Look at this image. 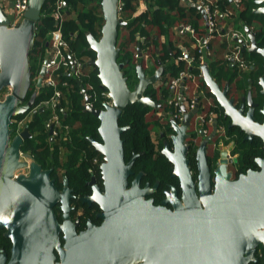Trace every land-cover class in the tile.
I'll use <instances>...</instances> for the list:
<instances>
[{
    "label": "water",
    "instance_id": "1",
    "mask_svg": "<svg viewBox=\"0 0 264 264\" xmlns=\"http://www.w3.org/2000/svg\"><path fill=\"white\" fill-rule=\"evenodd\" d=\"M45 1L29 0L28 9L16 25H12L11 17L0 5V92L9 89L0 100V228L13 243L9 264H247L250 260L256 261L255 248L264 243V159L258 160L261 170H248L232 180L226 153H223L222 164L215 170L212 191L210 166L202 147L198 156L197 188L184 144L194 111L186 113L181 126L173 120L177 132L173 136L175 148L164 150L174 164L172 175L180 180L181 199L177 197L175 185L166 191L162 204L147 199L159 183L141 187L142 172L129 186L128 179L134 173L138 154L125 161L122 134L128 126L120 125L119 118L124 109L135 102L160 107L146 90L162 80L165 65L159 59L158 68L148 75L145 67L138 63L135 69L138 80L129 87L124 63L118 61L119 28L128 24L119 12L121 0H101L105 21L101 35L99 38L87 35L89 50L95 51V58L87 60L84 67L97 66L102 86L108 90L112 102L104 103L103 108L91 106L90 96L79 81L85 93V110L100 120L101 141L88 139L104 156L100 167L105 192L94 185L92 195L84 197L86 201L100 204L104 222L99 226L90 222L86 230L77 233L69 215L72 190L68 179L64 178L61 191L51 177L53 168L42 167L32 153L22 151L25 139L32 136L28 125L21 132L11 126L15 117L32 110L38 96L37 90L33 91L27 100L33 84L30 54L35 49L37 24ZM255 2L259 6L254 13L264 15V0ZM191 6L205 14L202 6L196 3ZM146 10L138 9L134 16ZM244 31L249 44L239 38L241 52L259 53L264 58V47L258 45L254 32L248 26ZM137 50L142 56L139 44ZM46 62L45 59L41 66L37 88L44 85ZM202 72L209 90L230 117L231 125L241 127L247 138L259 135L264 140V121L254 120L257 104L253 102L252 91L248 94L250 108L243 115L245 98L238 109L234 98L228 97V83L221 88L208 63L202 66ZM261 83L264 88V80ZM49 130L53 139V126ZM26 167L29 168L27 174L16 173ZM94 180L92 178L91 182L95 183ZM170 202L172 208L167 207ZM59 203H62L63 223L54 210ZM5 259L2 255L0 264H4Z\"/></svg>",
    "mask_w": 264,
    "mask_h": 264
},
{
    "label": "trees",
    "instance_id": "2",
    "mask_svg": "<svg viewBox=\"0 0 264 264\" xmlns=\"http://www.w3.org/2000/svg\"><path fill=\"white\" fill-rule=\"evenodd\" d=\"M137 1L121 0V16L128 21V24L119 28L118 35V46L120 47L118 61L124 63L123 70L128 77L130 88L138 80L135 71L136 65L141 63L145 67L144 57L139 56V51L137 50L138 44L141 47V52H143L146 46H150L153 43L155 48L152 50V54H156V48L159 47L157 38L161 34L168 35L176 22L187 15L184 7H180L178 0H148L150 8L135 17ZM54 2L55 0H46L44 3L42 16L37 24L35 49L30 54L33 84L27 93V100L31 97L32 92L37 90L38 96L35 106L42 105L44 101L54 95L52 87L47 85H43L41 88L36 87L39 72L49 47L47 44L50 41L51 32L56 28L53 16ZM65 3L68 4L69 14L64 21L63 32L65 38L70 41L72 52L85 62L86 59L83 57L85 55L90 59H94L95 51L89 50L87 35L92 34L96 38L101 35V29L105 23L101 0H65ZM81 3H85L88 7L80 8L79 4ZM156 6H159V8H156ZM258 6L259 4L255 0H243L242 9L238 13V20L242 22L243 28L245 26L250 27L256 35L258 45L264 47V15L257 12L254 13L255 7ZM193 9L191 8V11ZM174 10H176V13H174ZM254 24L256 25L253 26ZM155 28L156 30L153 33L152 30ZM137 34H139L138 38ZM170 46L172 45L170 44ZM169 54L170 48L168 46H164L158 54L163 65H165L161 80L162 84L177 76L179 71L184 68L183 64L177 65L173 61L167 62L166 57ZM137 56L138 60L136 61ZM245 56L254 60L257 59V56L264 59L258 53L245 54ZM154 63L157 65L156 61ZM155 68L154 65H150L149 68H145V71L148 75L153 74ZM222 68L219 69L218 63L214 62L210 71L218 80L223 78L233 80L234 74L233 71H230V67L226 66L223 70ZM79 81L85 86L86 93L90 95L93 106L95 108L104 107L103 104L108 101L105 95L108 90L102 86L97 66L83 67V75L79 78L68 72L61 71L59 74V88L61 89L62 97L58 111L61 114L63 123L68 124L72 128L71 138L67 140L63 136H59L53 140L51 139L49 131L46 129V123L50 119L52 112L49 108L44 107L42 111L40 109L35 111L29 122H27L32 136L25 139L21 148L23 152L32 153L35 161L42 167L53 168V177L55 172L57 174V171L63 168L69 181L80 188L91 175H100L101 165L99 162L103 160V156L101 152L96 151L88 139L89 137L96 140L100 139L98 128L100 120L97 116L95 117L91 112L85 110V93L81 91ZM149 93H152L153 97L159 100L153 84L149 85L146 90V94ZM164 94L166 95V91H164ZM152 110L153 107L144 106L136 102L124 109L119 118L120 125L128 126V129L122 134L123 146H125L126 159L131 156L133 150L140 153L134 162L135 173L138 171H143L146 174L151 173L152 176L150 175L147 178L151 184L157 179L166 183L170 182L173 166L168 163L164 155L157 149L158 145L153 139L154 132H158L159 135V127L155 122L157 116L151 114ZM31 113L30 110L18 115L14 118L11 126L16 128V120H20ZM63 149L64 160L61 159ZM86 191L85 188L80 189L79 193ZM4 232L5 230L0 228V237L8 245L12 244L10 238L3 237Z\"/></svg>",
    "mask_w": 264,
    "mask_h": 264
},
{
    "label": "flooded vegetation",
    "instance_id": "3",
    "mask_svg": "<svg viewBox=\"0 0 264 264\" xmlns=\"http://www.w3.org/2000/svg\"><path fill=\"white\" fill-rule=\"evenodd\" d=\"M234 41L235 44L239 42L237 40ZM241 46L240 53L245 59H247L246 66L240 67L234 63H228L227 66L230 67V71H233L234 74L233 80H228V78H223L220 80L215 78V80L221 88H223L224 85L228 83V97L234 98V104L238 109L242 102V98H245V110L243 115H246L250 108L248 94L249 91H252L253 102L257 104L254 109V120L255 122L263 123L264 113H261V110H264V88L261 82L264 80V62L261 64L257 59L254 60L246 57L245 54L248 55L253 52L245 51L242 53ZM193 53L194 51L192 49V54ZM86 57L87 60L90 59L88 56ZM218 67L219 69L223 67L222 70L225 69V62H218ZM167 82L162 84L160 81L156 84H153L154 89L158 93L159 100H156L154 97L153 98L158 103H160V107L153 108L151 114L157 116L155 122L159 127V135L155 143L160 147L159 151L162 155H164L168 163H171L173 166L170 182L165 183L157 179L151 184V182L147 180L151 173L146 174L143 171H138L135 173L134 163V173L128 179V182L130 183L129 186L132 185L135 176L142 172L140 178L141 187H145L147 183H149L151 187L156 183H159L157 189L153 191L151 195L147 196V199H154V203L157 205L162 204L166 197V191H170L171 185L176 186L178 190L177 197L181 199L182 189L180 180L172 175L174 164L168 160L164 150L166 147H169L171 151H173L175 148V144H173V136L177 132L173 126V120L178 126H181L183 120L186 117V113L193 111L194 113L190 119V123L187 125L188 127L186 129L184 144L187 146L186 157L189 160L197 188L199 183L198 156L202 147L205 148L206 159L210 166L212 191H214L216 182L215 170L222 164L221 160L223 159V153H226L227 169L229 172H231L232 180H237L242 173H247L248 170L259 171L262 169V166L258 160L264 159V140L259 135H254L251 138H247L246 132L241 127L231 125L230 117L226 116L224 107L220 106L214 94L209 90L205 80L199 83V86H196L191 81H189L186 83L185 89L182 87L178 89H169ZM164 91H166V95L164 94ZM54 138L55 137H53V139ZM97 140L101 141V138ZM135 153L138 154L136 157L137 159L140 153L133 150L131 156L128 159H126L125 155V161H130ZM102 162L103 160H101L99 164L101 165ZM52 175L53 174H51V177L55 180L56 185L62 191L65 185L64 178L68 179L63 168L59 169L57 174L55 172L54 177ZM92 178L95 179V183L91 182ZM68 183L72 190V196L70 197L71 209L69 211V215L70 219H72V221L76 224L77 233L86 230L90 222L96 226L101 225L104 222V218L100 216V213L103 212L100 204L95 201L90 202L84 200V197L92 195L94 185H99L102 192H105L101 172L99 176H96L95 174L91 175L90 178L86 180L82 186H80V188L73 185L69 179ZM84 188L87 191L79 193V190ZM61 205L62 203L57 204L54 207V210L57 218L61 223H63L64 219L62 218L63 211L61 209ZM167 207L172 208V203H168ZM62 236L63 234H61V237ZM3 237L7 238L5 234ZM64 243L65 240L62 237V244ZM12 244L8 245L7 242L2 237H0V260L2 255L5 256L6 259L4 260V264H9L11 260ZM243 254L246 255L247 252H244ZM254 257L256 258V261L250 260L247 264H264L263 242L256 246Z\"/></svg>",
    "mask_w": 264,
    "mask_h": 264
},
{
    "label": "built area",
    "instance_id": "4",
    "mask_svg": "<svg viewBox=\"0 0 264 264\" xmlns=\"http://www.w3.org/2000/svg\"><path fill=\"white\" fill-rule=\"evenodd\" d=\"M190 4L196 3L199 6H202L204 9V18H206L207 22V36L208 39L204 36V34L198 35L196 28L191 24H183L180 26L179 34L184 35L188 34L192 37V49L194 53L188 52V50H184L182 54L177 58V62H186L187 67H184L179 74L175 77H172L168 82L167 86L169 89H178V88H186V83L191 81L196 86H199L198 79L202 78L204 80V73L202 72V66L205 63H208V60L213 56L211 45L209 43V39L211 35H214L215 32L219 28L220 19L221 17H230L235 14V9L240 7L241 0H233L235 6L229 8L224 7L220 3L216 2L215 0H184ZM13 2V12L11 17L12 25H16L18 22L22 20V17L25 11L28 9L29 0H12ZM54 11L53 16L56 22V28L51 32L48 53L45 57L47 60L45 67V74L44 76V85L52 87L54 89V95L44 101L42 105H37L33 107L31 110V114L24 116V118L20 120H16V132H21L24 126L29 122L31 116L35 111L42 107H47L51 110L50 119L47 121L46 126L50 128L53 126V137L63 136L65 132L69 131V125L64 124L61 114L59 113L58 109L60 107L61 102V89L59 88V74L60 72H68L69 74L74 75L76 78L81 77L83 75V67L85 61L77 57L75 53L71 50L70 41L65 38L63 32L64 21L66 20L67 16V7L65 4V0H55L54 2ZM240 5V6H239ZM236 7V8H235ZM122 6H120V15H121ZM229 39L237 40L239 38H243L249 44V37L244 30L241 29H234L230 28L224 34ZM240 46L241 43L238 42L227 52L224 56V60L227 63H234L237 66L245 67L247 59L243 57L240 53ZM91 87V86H90ZM8 90V89H7ZM8 92V91H6ZM183 94V93H181ZM108 101L105 103L111 104V98L109 97V92L105 93ZM178 95V94H177ZM6 96V95H5ZM4 97L0 98L3 100ZM90 96V95H89ZM181 96V95H180ZM86 105V103H85ZM90 105L93 106L90 97ZM94 107V106H93Z\"/></svg>",
    "mask_w": 264,
    "mask_h": 264
},
{
    "label": "crops",
    "instance_id": "5",
    "mask_svg": "<svg viewBox=\"0 0 264 264\" xmlns=\"http://www.w3.org/2000/svg\"><path fill=\"white\" fill-rule=\"evenodd\" d=\"M180 3V7L186 10L187 15L181 18L176 22V24L170 29V32L168 35H160L158 39V45L159 47L156 48V54H152V50L155 48V45L152 43L149 47L146 46L143 49L142 54H144L146 57V63L147 67L149 68L150 65L157 66L155 63L152 64V61H157L160 59L159 57V51L164 48V46H168L170 48V54L168 57H166V61L168 62H175L177 65L183 64L184 67H187V63L184 62H177V58L182 54L183 52V47L185 46L188 50V52L192 53V43L193 39L190 35L184 34L180 35L179 34V29L180 26L183 24H191L193 25L196 30L198 35H203L208 39L209 36H207V22L206 18H204V14L200 12L197 8L192 7L190 3L184 1V0H178ZM216 2L220 3L224 7H233L235 6L233 3V0H215ZM138 5L137 9H149V1L148 0H138ZM93 4V3H92ZM91 4V5H92ZM0 5L4 7L5 12L12 17V12H13V2L12 0H0ZM241 5V6H240ZM240 7H237L235 9V14L230 17H221L220 19V24L218 30L215 32L214 35H211L209 39V43L211 45L212 49V54L213 56L208 60L209 68L211 69V65L214 62H225L227 66V62L224 60V56L227 52V49L231 48L232 46L235 45V41L232 39H229L227 36L224 34L227 32L228 29L234 28V29H241L244 30L242 22L238 20V13L242 9L243 5V0L240 2ZM87 8L88 5H85V3L79 4V7L82 8L84 7ZM156 8H159V6H156ZM191 8H194L191 11ZM236 8V7H235ZM146 10V11H147ZM69 11L68 4H67V12ZM135 11V12H136ZM174 13H176V10H174ZM68 15V14H67ZM156 28L152 30L154 33ZM137 38L139 37V34L136 35ZM144 41V39H142ZM170 44L172 46H170ZM151 48V50H149ZM48 53V50L46 51V55ZM155 57V58H154ZM87 60V58H86ZM156 69V68H155ZM155 71V70H154ZM198 83H201L203 81L202 78H199ZM195 85V84H194Z\"/></svg>",
    "mask_w": 264,
    "mask_h": 264
},
{
    "label": "rangeland",
    "instance_id": "6",
    "mask_svg": "<svg viewBox=\"0 0 264 264\" xmlns=\"http://www.w3.org/2000/svg\"><path fill=\"white\" fill-rule=\"evenodd\" d=\"M256 24H257V23H256ZM256 24H254L253 26H255ZM142 56L144 57L145 68H148V67H147V63H146V58H145L146 56H145L144 54H142ZM83 57H84L85 59L87 58L86 55L83 56ZM154 58H155V57H154ZM135 60H136V61L138 60V56L136 57ZM257 60H259V62H260L261 64H263V62H264L263 59H262L261 57H258V56H257ZM155 67H156V69L158 68L157 66H155ZM6 91L9 92V89L7 90V88H6L5 90H3V91L0 92V98L4 97V96L6 95V93H7ZM46 129H47L48 131H50L49 128H48L47 126H46ZM69 129H70L69 131H67V132L64 133V135L66 136V139H67V140H69V139L71 138V131H72V128L69 127ZM153 139H154V141H157V139H158V133H156V132L153 133ZM157 149H160V147L158 146ZM63 153H64V149H63V151H62V153H61V154H62V156H61V159H62V160H64V158H65V155H64ZM28 172H29V168L26 167V169L18 170L16 173H17V174H27Z\"/></svg>",
    "mask_w": 264,
    "mask_h": 264
}]
</instances>
